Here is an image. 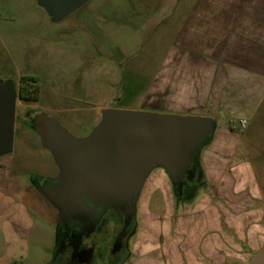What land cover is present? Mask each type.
<instances>
[{
  "label": "crops",
  "instance_id": "1",
  "mask_svg": "<svg viewBox=\"0 0 264 264\" xmlns=\"http://www.w3.org/2000/svg\"><path fill=\"white\" fill-rule=\"evenodd\" d=\"M25 1L32 6L31 0ZM14 3L7 4L8 14ZM4 4L5 0H0V23L6 21V14L1 12ZM174 8L183 10L176 32L183 42L189 35L194 41L210 42L209 48L179 46L175 55L181 63L176 66L169 62V51L160 70L163 83H169L170 73L182 72L183 83L193 90L192 99L183 104L193 111L182 113L215 122L198 156L207 188L192 205L183 207L166 172L160 167L151 170L135 206L141 227L131 255L120 264L249 263L264 248V189L255 175V170L264 167V132L260 127L264 124V0H189L179 1ZM35 25V19L30 20L34 31ZM2 40L0 32V50ZM70 40L88 50L100 38L83 32ZM223 41L215 48L214 42ZM100 87L93 83L84 88L89 102L71 99L64 93L52 94L38 107L44 93L41 86L39 98L29 102L55 116L74 134L85 136L100 119L101 110L114 107L112 101L119 99L105 87L97 95ZM151 87L153 92L155 85ZM152 92L144 94L145 103H156ZM162 102H168L164 95ZM241 120L245 128L239 127ZM25 133L34 144L39 143L33 128L27 126ZM40 147H20V159L7 165L16 171L27 168L40 177L58 172L49 151ZM26 156L44 157L49 169L26 160ZM243 247L258 251L250 259Z\"/></svg>",
  "mask_w": 264,
  "mask_h": 264
},
{
  "label": "rangeland",
  "instance_id": "2",
  "mask_svg": "<svg viewBox=\"0 0 264 264\" xmlns=\"http://www.w3.org/2000/svg\"><path fill=\"white\" fill-rule=\"evenodd\" d=\"M179 1L189 0H89L65 19L52 22L35 0H31L30 7L25 0H5L1 12L6 14V21L0 23L3 34L0 79L8 80L16 89L21 75L35 76L44 92L38 107L44 105L52 94L64 93L71 99L89 102L84 96V88L94 83L101 86L97 95L105 87L106 92L111 91L119 97L111 103L114 108L155 112L154 109L159 108L165 110L163 113L175 114L193 111L183 105L192 99L193 90H188L183 83L182 72L170 73L169 83H163L160 71L169 51L171 66L181 63V58L175 55L179 46L210 47L209 41H194L192 35L188 37L192 40L183 42L180 39L176 32L183 10L174 8ZM9 2L16 5L14 3L15 7L12 5L11 9L8 7V14ZM34 19L35 31L30 26V20ZM83 32L99 37V43L86 50L70 40ZM214 43L215 48H219L224 41ZM152 85H155L153 92ZM147 91L153 93L151 98L155 104L145 103L143 96ZM162 95L168 102L163 104ZM16 102L12 147L0 154V264H103L99 255H110L115 237L123 241V248L113 262L120 264L131 255L136 232L141 227L137 213L123 235L120 234L121 224L113 215H109L99 229L95 230V226L88 229L84 235L88 244L81 252L85 260H44L54 255L58 210L30 186L34 176L27 168L16 171L7 163L20 159V147L28 148L30 145L35 149L41 146L40 141L35 144L31 141L25 128L35 112L45 110L35 108L32 102L21 100L17 95ZM260 127L264 132V124ZM203 145L204 142L192 159L194 168L187 184L181 193L175 190L180 206L192 205L207 188L198 159ZM25 159L34 160L37 166L49 169L42 156L34 159L26 156ZM56 173L52 172L50 176ZM255 175L260 178L264 189V167L255 170ZM252 223H257V220ZM243 249L250 259L258 251L252 247ZM20 257L25 260H18ZM235 261V264H247L249 260Z\"/></svg>",
  "mask_w": 264,
  "mask_h": 264
},
{
  "label": "water",
  "instance_id": "3",
  "mask_svg": "<svg viewBox=\"0 0 264 264\" xmlns=\"http://www.w3.org/2000/svg\"><path fill=\"white\" fill-rule=\"evenodd\" d=\"M35 1L59 22L89 0ZM16 95L11 83L0 79V154L12 147ZM30 123L58 167L37 190L58 210L59 222L84 224L98 208L112 206L124 213L123 230L151 170L162 168L181 193L183 173L215 128L214 120L201 115L114 107L103 108L85 136L73 135L42 110ZM248 264H264V248Z\"/></svg>",
  "mask_w": 264,
  "mask_h": 264
},
{
  "label": "flooded vegetation",
  "instance_id": "4",
  "mask_svg": "<svg viewBox=\"0 0 264 264\" xmlns=\"http://www.w3.org/2000/svg\"><path fill=\"white\" fill-rule=\"evenodd\" d=\"M192 166L190 163L189 168L183 173L182 177V188L187 184V180L189 175L192 174ZM32 179V185L37 189V185H41L46 183V181L53 176H35ZM175 190L176 186H175ZM178 192V191H177ZM136 206V204H135ZM135 206L134 213L130 220L128 226L123 230L124 227V213H120L118 208L107 206L106 208H98L97 213L94 217H92L89 222L84 224H79L77 221L71 220L69 223L59 222V216L57 215V221L55 225V251L54 255L44 260H65V261H79L85 260L82 251L87 247L88 241H85L84 235L92 226H95V230L100 228L101 224H105L109 215L114 216L118 222L121 224L120 234H125L131 223L134 220L135 215ZM120 235V236H121ZM120 246V247H119ZM123 248V241L120 237H115L112 241V245L110 247V255L108 257H104L102 253H100L99 258L103 264H113L116 260V255Z\"/></svg>",
  "mask_w": 264,
  "mask_h": 264
},
{
  "label": "trees",
  "instance_id": "5",
  "mask_svg": "<svg viewBox=\"0 0 264 264\" xmlns=\"http://www.w3.org/2000/svg\"><path fill=\"white\" fill-rule=\"evenodd\" d=\"M40 89H41V85L38 82V80L35 78V76L25 74V75H21L19 77V83H18V86L16 88L17 96L19 99L25 100V101L37 100L39 98V95H40ZM28 126L32 128L31 123H29ZM209 139H210V136L207 139V141ZM191 166H192V168H194L193 160L191 161ZM174 187H175V185H174Z\"/></svg>",
  "mask_w": 264,
  "mask_h": 264
},
{
  "label": "built area",
  "instance_id": "6",
  "mask_svg": "<svg viewBox=\"0 0 264 264\" xmlns=\"http://www.w3.org/2000/svg\"><path fill=\"white\" fill-rule=\"evenodd\" d=\"M239 124H240V126H245V122L242 120L239 122Z\"/></svg>",
  "mask_w": 264,
  "mask_h": 264
}]
</instances>
